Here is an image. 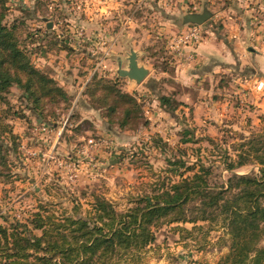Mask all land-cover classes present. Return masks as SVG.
<instances>
[{"label": "rangeland", "instance_id": "1", "mask_svg": "<svg viewBox=\"0 0 264 264\" xmlns=\"http://www.w3.org/2000/svg\"><path fill=\"white\" fill-rule=\"evenodd\" d=\"M239 2L7 0L4 24L17 27L21 45L30 54L34 66L54 79L57 75L74 78L96 73L101 78L119 79L122 90L128 92V80L117 77L115 58L125 59L132 49L139 54L140 62L151 69L152 76L160 72L172 74L176 59H182L173 49L175 39L191 26L183 24L184 17L205 9L212 13L202 25L205 40L207 30L219 31L228 15L246 3L250 11L254 4L252 0ZM255 7L262 16V2L255 3ZM251 20L256 25L262 17L253 12ZM256 36L262 38V32ZM246 78L250 80L251 76ZM246 78L235 80L230 75L223 76L220 83L224 89L216 97L219 102L216 112L203 113L202 120L196 122V115L189 109L183 113L184 108L178 102H173L177 104L173 114H163L161 104L155 102L156 94L148 88L158 91L159 101L166 90L164 81H148L147 77L137 86H143L140 91L128 92L137 95L147 126L141 124L137 130L126 132L110 127L111 133H105V140L101 134L88 130L87 124L80 134L69 127L66 142L56 148L53 156L45 158V165L51 164L46 169L35 165L41 154L26 150L36 143L51 141L57 135V127L69 126L72 107L60 105L53 108V115L50 113L41 120L29 109L30 102L23 92L14 86L7 103L0 105V116H7L18 145L17 151L9 155V178L0 182V223L4 224L2 216L22 220L39 204L46 203L69 214L74 206H79L85 214L91 209L94 196L104 197L123 212L143 196L153 195L164 183L167 186L181 181V172L184 177L192 176L201 163L212 167L213 183L227 184L230 172L226 170L224 155L228 153L235 158L236 146L264 133V79H256L251 86ZM146 111H153L152 121L147 119ZM156 119L158 124L153 125ZM87 131L88 138L98 145H91L87 136L82 137ZM6 142L13 148L10 140ZM179 161L186 165L180 167ZM188 166L194 168L186 172ZM259 170L260 165L252 162L235 172L254 177L260 176ZM175 226L164 225L156 230V241L147 248L144 264H242L235 259L234 248H230L232 236L224 221L199 222L201 228L197 230H193V224L180 225L191 234L179 232ZM257 246L264 250L262 237ZM245 264H264V255L253 253Z\"/></svg>", "mask_w": 264, "mask_h": 264}, {"label": "trees", "instance_id": "2", "mask_svg": "<svg viewBox=\"0 0 264 264\" xmlns=\"http://www.w3.org/2000/svg\"><path fill=\"white\" fill-rule=\"evenodd\" d=\"M6 1L0 0V105L7 103L8 94L17 86L30 102L29 109L41 120L53 115V108L60 105L71 108L73 96L34 66L21 45L17 27L4 24ZM119 81L94 73L84 89L89 105L119 132L135 131L141 124L147 126L137 95L122 90ZM159 101L169 113L177 107L173 105L177 101L170 96H162ZM6 117L0 116V182L9 178V155L18 146ZM68 122L75 134L82 133L86 124L88 130L94 131L92 123L74 111ZM210 142L215 145L214 140ZM236 149L235 158L224 155L230 172L225 185L213 183L212 167L201 163L192 176L184 177L181 172V181L167 186L164 183L153 195L143 196L123 212L104 197L94 196L85 214L79 206L69 214L46 203L39 204L22 220L2 216L0 264H144L147 248L156 241L155 233L161 226L176 225L175 230L191 234L180 225L193 224V230H197L201 228L199 222L219 220L229 227L235 259L245 264L253 253L263 257L264 250L257 245L261 237L264 239V133L255 134ZM252 162L260 165V176L235 172ZM178 163L173 164L186 165ZM193 168L188 166L185 171Z\"/></svg>", "mask_w": 264, "mask_h": 264}, {"label": "crops", "instance_id": "3", "mask_svg": "<svg viewBox=\"0 0 264 264\" xmlns=\"http://www.w3.org/2000/svg\"><path fill=\"white\" fill-rule=\"evenodd\" d=\"M230 1L234 4L240 0ZM260 2H262V16L255 7V3ZM252 3L254 4H252L250 11L246 3L242 9H237L236 13L228 15L227 22H223V26L219 31L207 30L205 40L196 47L194 58L176 59L172 74L158 72L159 75L152 76V74H149L148 76V81L162 79L166 87L162 96L172 95V98L181 104V108H184L183 113L189 109L196 115L194 117L196 122L202 120L201 115L203 113L216 112V108L219 106L216 97L224 89V84L220 83L223 76L230 75L235 80H241L242 77L246 78L249 75L251 76L250 80L246 78L245 81L246 83L249 82L251 86L256 82V79H264V0H252ZM253 12H255V16L262 17V21L260 20L256 25L251 20ZM183 24L185 25V23ZM261 32L262 38L256 36L257 33ZM187 57L189 56L187 55ZM91 76L92 74L89 76L84 74L71 78L66 75H57L55 79L73 96L72 111L76 112L82 120L91 122L94 125V131L92 132L96 135L101 134L103 137L101 139H104L107 136L105 133H111V128L101 114L91 108L88 98L84 95V89ZM140 87L143 86L133 87L126 81L128 92L136 89L140 91ZM148 89L153 95L156 94L155 102L160 106L157 100L159 97L157 96L158 91H154L151 86ZM159 108L163 114H170L164 107L160 106ZM149 111L151 112V110ZM150 112L146 111V116L148 120L152 121L153 111ZM170 117L173 118V115H170ZM153 123V125H157L158 120H154ZM69 127L71 128L72 124L61 128L57 127L56 138L52 137L51 141L48 140L49 142L46 140L43 143H36L26 150L35 155H42H40V159L35 161L36 166H39V168L42 166L43 169L48 167L49 163L46 165L44 163L45 158L54 154L56 148L66 142L64 140L67 139L64 136L62 137V134L66 128L67 132ZM89 134V131H87L86 134L83 133L82 137L86 138L87 136L88 138ZM27 135L30 136V134ZM28 136L25 135L24 138L27 139ZM90 140L94 139L88 138L87 141ZM98 153H101L100 149Z\"/></svg>", "mask_w": 264, "mask_h": 264}, {"label": "water", "instance_id": "4", "mask_svg": "<svg viewBox=\"0 0 264 264\" xmlns=\"http://www.w3.org/2000/svg\"><path fill=\"white\" fill-rule=\"evenodd\" d=\"M212 13L205 9L202 13L188 14L184 17L185 24H191L196 26L204 25L210 18ZM117 62V77L127 79L133 87L140 85L150 74L151 69L140 62V56L134 50H130L127 53L125 59L122 57L115 58ZM124 62L126 66L123 67Z\"/></svg>", "mask_w": 264, "mask_h": 264}, {"label": "built area", "instance_id": "5", "mask_svg": "<svg viewBox=\"0 0 264 264\" xmlns=\"http://www.w3.org/2000/svg\"><path fill=\"white\" fill-rule=\"evenodd\" d=\"M203 41V32H202V26H196V25H191L187 27L182 34L175 39L174 42V51L178 53V56L182 59L185 58H190L193 59L195 55V50L196 47ZM183 49H189L190 52L188 54L186 51H183ZM187 55L189 57H187ZM47 129V128H46ZM43 128V130H46ZM89 143L95 144L94 140H90ZM98 145V144H95Z\"/></svg>", "mask_w": 264, "mask_h": 264}]
</instances>
